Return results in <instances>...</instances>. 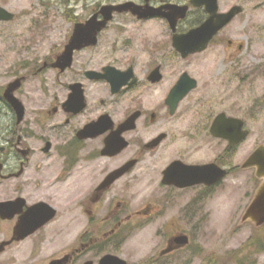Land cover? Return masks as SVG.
Instances as JSON below:
<instances>
[{"label":"flooded vegetation","instance_id":"flooded-vegetation-1","mask_svg":"<svg viewBox=\"0 0 264 264\" xmlns=\"http://www.w3.org/2000/svg\"><path fill=\"white\" fill-rule=\"evenodd\" d=\"M123 1L159 14L117 12L96 44L73 51L66 71L53 67L60 51H49L22 61V70L0 88V264L39 258L98 264L106 254L123 257L119 252L131 230L156 222L169 229L167 247L173 248L174 237L184 233L179 229L199 226L219 190L231 192L234 176L255 171L244 166L250 134L233 144L212 131L221 113L241 117L206 114L201 101L191 98L199 82L177 103L170 99L183 74L196 78L185 68L193 55L183 58L175 50L174 35L203 23L206 8L191 0ZM238 4L244 2L226 10ZM169 5H189L187 16L172 25L171 15H163ZM97 10L70 13V41L76 25ZM229 45L243 48L233 40ZM19 78L14 95L24 113L4 96ZM32 79L37 87L26 89ZM108 176L121 177L102 187ZM154 176L158 189L143 194L140 182ZM164 176L204 181L179 187L166 184ZM217 176L224 177L211 182ZM167 247L160 255L183 249L164 253Z\"/></svg>","mask_w":264,"mask_h":264},{"label":"rangeland","instance_id":"rangeland-1","mask_svg":"<svg viewBox=\"0 0 264 264\" xmlns=\"http://www.w3.org/2000/svg\"><path fill=\"white\" fill-rule=\"evenodd\" d=\"M115 1L123 0H0V6L16 14L12 21L0 23V88L22 70L25 59L64 49L70 36V12L91 13L99 5ZM234 2H244V13L206 51L187 58L185 68L198 79L191 98L201 101L199 108L206 114L226 111L245 119L251 130L248 146L252 153L264 144V0H220V9L226 10ZM229 40L243 48L233 50ZM37 85L38 79H32L26 89L34 90ZM157 184L154 176L140 182L139 189L146 194L158 189ZM233 184L231 192H217L211 210L201 213L199 226L179 229L191 236V243L182 250L160 255L167 247L169 229L156 222L131 230L119 254L129 264H264V231L262 248L256 243L243 249L262 232L253 222L242 221L259 185L255 171L250 176H234ZM238 250L242 262L234 259ZM211 255L214 260L210 262ZM33 264H48V260L39 258Z\"/></svg>","mask_w":264,"mask_h":264},{"label":"water","instance_id":"water-1","mask_svg":"<svg viewBox=\"0 0 264 264\" xmlns=\"http://www.w3.org/2000/svg\"><path fill=\"white\" fill-rule=\"evenodd\" d=\"M194 7H205L208 12V18L200 25L191 28L185 33L175 34L173 38V47L178 51L183 58L190 55L204 52L208 49L210 42L214 37L228 24H230L239 14L244 11L241 5H235L225 12L219 11V0H191ZM169 12L163 15H171L170 21L175 25L178 18H185L189 11V5H169ZM115 12H132L141 17H148L152 14H159L156 9L146 6H138L133 1H126L118 4H104L86 23H79L76 25L71 41L66 44L62 53L54 62L53 67L60 68L65 71L70 67L72 54L75 49H80L87 45L97 43L98 34L106 27L107 23L113 19ZM102 15L100 19L98 16ZM15 18V13L9 11L3 6H0V22L12 21ZM175 29V26L173 27ZM22 78L16 79L11 82L4 96L8 99L14 107L24 113L22 102L14 95V91L21 86ZM198 85L197 79L191 77L188 73L182 75L180 80L174 86L170 99L171 102L177 103L191 90L195 89ZM70 103V100L68 101ZM212 131L217 136H223L231 141L233 144H238L245 139L250 131L243 129V120L238 117H228L226 113L218 115L214 122ZM244 166L246 168H255L257 178L262 182L257 188L253 199L247 206L242 216V221H251L255 224L256 228L264 225V144L259 145L246 159ZM121 176H108L103 183L102 187L111 185L116 179ZM224 176H217L216 179H221ZM171 176H164L166 184H176L179 187L203 182L200 178L191 183L176 182L170 180ZM209 182V183H211ZM49 219H47L48 221ZM46 223V221L42 222ZM172 243L167 247L164 253L171 251L174 248L185 247L190 243V237L187 234H179L173 239ZM175 243V244H174ZM85 264H94L87 262ZM98 264H129L128 261L115 254L104 255Z\"/></svg>","mask_w":264,"mask_h":264},{"label":"trees","instance_id":"trees-1","mask_svg":"<svg viewBox=\"0 0 264 264\" xmlns=\"http://www.w3.org/2000/svg\"><path fill=\"white\" fill-rule=\"evenodd\" d=\"M257 230H258V231H262V232H261L258 236H256V237H254L253 239H251V240L249 241V243L245 244V246H244L243 249H245V248H249L251 245H254V244H256V243H258V246H260V248H262L263 244H262V241H261V239H260V235H262V233H263V231H264V226L261 227V228H257ZM250 251H251V249H250ZM240 252H241V250H238V251L234 254V259H235L236 262H242V261H243V259L240 258V257L238 256V253H240ZM248 257H249V256L247 255V256H246V259H247ZM212 260H214V257L211 255V256H209V261L211 262Z\"/></svg>","mask_w":264,"mask_h":264}]
</instances>
